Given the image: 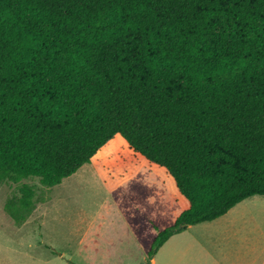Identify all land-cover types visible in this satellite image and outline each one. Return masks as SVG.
<instances>
[{
    "label": "trees",
    "instance_id": "1",
    "mask_svg": "<svg viewBox=\"0 0 264 264\" xmlns=\"http://www.w3.org/2000/svg\"><path fill=\"white\" fill-rule=\"evenodd\" d=\"M116 137L186 200L148 260L264 196V0H0V184L58 186Z\"/></svg>",
    "mask_w": 264,
    "mask_h": 264
},
{
    "label": "rangeland",
    "instance_id": "2",
    "mask_svg": "<svg viewBox=\"0 0 264 264\" xmlns=\"http://www.w3.org/2000/svg\"><path fill=\"white\" fill-rule=\"evenodd\" d=\"M23 184L34 187L36 209L20 225L5 206ZM185 206L172 178L116 137L58 186L38 178L0 184V264H197L190 240H203L206 226L176 234L148 260L157 234ZM238 208L264 228V196Z\"/></svg>",
    "mask_w": 264,
    "mask_h": 264
},
{
    "label": "crops",
    "instance_id": "3",
    "mask_svg": "<svg viewBox=\"0 0 264 264\" xmlns=\"http://www.w3.org/2000/svg\"><path fill=\"white\" fill-rule=\"evenodd\" d=\"M241 204L216 221L190 226L179 234L180 238L193 228L206 226L203 240L198 236L190 240V247L199 254L197 264H264V228L252 213L245 216L239 208L236 211Z\"/></svg>",
    "mask_w": 264,
    "mask_h": 264
}]
</instances>
